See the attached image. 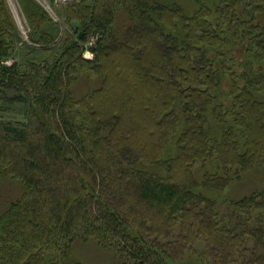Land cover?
I'll list each match as a JSON object with an SVG mask.
<instances>
[{
	"label": "trees",
	"instance_id": "16d2710c",
	"mask_svg": "<svg viewBox=\"0 0 264 264\" xmlns=\"http://www.w3.org/2000/svg\"><path fill=\"white\" fill-rule=\"evenodd\" d=\"M22 2L50 52L57 28ZM75 11L57 58L8 66L0 0V181L23 189L0 207V264H81L74 246L90 241L122 264H264V188L224 211L214 197L264 167V0ZM14 103L23 122L3 118Z\"/></svg>",
	"mask_w": 264,
	"mask_h": 264
},
{
	"label": "rangeland",
	"instance_id": "374dc122",
	"mask_svg": "<svg viewBox=\"0 0 264 264\" xmlns=\"http://www.w3.org/2000/svg\"><path fill=\"white\" fill-rule=\"evenodd\" d=\"M35 4L41 7L48 18L51 20V23L54 27H56V39L55 42L51 44V51H41L36 50L41 48V44L34 43L30 38V34L33 31V24L26 12L25 5L22 0H14L18 12L21 19V25L23 29L27 32V37L23 33V29L19 24L18 19L13 11V7L10 3V0H3L7 12L10 17V26L8 28L9 32H12L15 36V39L11 41L12 46V54L11 58L4 62L5 65H12L14 63H18L21 66L28 65L32 61H47L52 62L59 53V48L63 40L67 37V35L73 31V27L77 24L76 15V6L85 0H75L71 5L60 7L54 4L51 5V10H48L43 3L38 0H32ZM75 15V16H74ZM4 27V25H3ZM6 27V26H5ZM48 29V28H47ZM24 31V32H25ZM53 50V52H52ZM238 56H243V51L237 52ZM87 59H93L94 55L87 51L84 55ZM97 76L93 74L92 80H84L79 83L76 87L78 94L85 93L89 88H98L100 83L97 81ZM131 106L127 112H129ZM109 111V107L101 110V115H105ZM26 107L23 104L14 103L12 105H5L3 111V118L7 122L18 123L23 122L26 119L25 116ZM140 113H138L139 116ZM140 117V116H139ZM130 121V117H125L123 119L124 125H127ZM139 135V134H138ZM136 135L137 137H139ZM197 177L199 181H202L204 178L205 170H201ZM264 188V167L260 169H254L250 173L243 175L242 179L234 180L228 189L220 195L214 196L220 199L219 206L222 211L226 210L228 202H232L233 200H239L244 196L251 194L253 191L261 190ZM22 188L19 182H14L12 180L6 179L0 181V207L10 201L17 200L22 195ZM200 251L203 250L202 247L199 248ZM74 257L81 264H122L120 260H118L117 256L110 250L104 249L97 244V242H78L74 246Z\"/></svg>",
	"mask_w": 264,
	"mask_h": 264
},
{
	"label": "built area",
	"instance_id": "2783aa9c",
	"mask_svg": "<svg viewBox=\"0 0 264 264\" xmlns=\"http://www.w3.org/2000/svg\"><path fill=\"white\" fill-rule=\"evenodd\" d=\"M41 3H43L47 8L51 9V3L56 5V6H60V7H65L68 5H71L73 2H75V0H38ZM21 28L23 29L22 25ZM23 29V33L25 34L26 38L27 37V32Z\"/></svg>",
	"mask_w": 264,
	"mask_h": 264
},
{
	"label": "bare ground",
	"instance_id": "6f19581e",
	"mask_svg": "<svg viewBox=\"0 0 264 264\" xmlns=\"http://www.w3.org/2000/svg\"><path fill=\"white\" fill-rule=\"evenodd\" d=\"M10 2H11V5L13 6V9H14V11H15V14H16L17 18H18L19 20H21V19H20L19 12H18V8H17V6H16L14 0H10Z\"/></svg>",
	"mask_w": 264,
	"mask_h": 264
},
{
	"label": "water",
	"instance_id": "95a60500",
	"mask_svg": "<svg viewBox=\"0 0 264 264\" xmlns=\"http://www.w3.org/2000/svg\"><path fill=\"white\" fill-rule=\"evenodd\" d=\"M13 7V6H12ZM13 11H14V9H13ZM14 13H15V11H14ZM16 15V14H15ZM16 18H17V16H16Z\"/></svg>",
	"mask_w": 264,
	"mask_h": 264
}]
</instances>
